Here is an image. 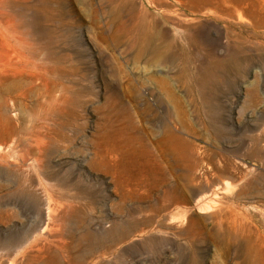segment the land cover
<instances>
[{"label":"rangeland","instance_id":"rangeland-1","mask_svg":"<svg viewBox=\"0 0 264 264\" xmlns=\"http://www.w3.org/2000/svg\"><path fill=\"white\" fill-rule=\"evenodd\" d=\"M5 30L44 85L0 86V264H264V0H0Z\"/></svg>","mask_w":264,"mask_h":264},{"label":"bare ground","instance_id":"bare-ground-1","mask_svg":"<svg viewBox=\"0 0 264 264\" xmlns=\"http://www.w3.org/2000/svg\"><path fill=\"white\" fill-rule=\"evenodd\" d=\"M12 38L13 35L11 34L10 30L0 32V86L2 87V90L7 92L10 86H13L15 84L20 86L22 82H26V78H28L30 84H41L42 82V84L44 85L43 79L40 75L30 74L25 71V57L16 50ZM7 80L10 81L8 85L6 84ZM24 91L22 90L20 94H23ZM44 93L47 96L48 103L51 105H56L57 101L55 98V92L51 90H44ZM144 135L146 140L148 141L147 149L145 151L150 154V144H155L159 150H164L171 146L177 140H180L169 126L163 131L161 138H158L156 131L153 128L146 130ZM108 143L111 147L109 160L110 162H113L115 164H113L112 166H105L104 168L116 176L115 179L118 181H116V184L119 183L120 187L122 188V184H124L123 176H125V173L127 171L124 170V168L127 169L134 166L135 159L133 155L137 152V150L130 145L126 146L127 153L132 156V160L125 165V163L122 162L121 157H119V160L117 162L118 147L115 142L111 143L110 141H107L103 146L97 145V149H99L100 147L106 149Z\"/></svg>","mask_w":264,"mask_h":264}]
</instances>
